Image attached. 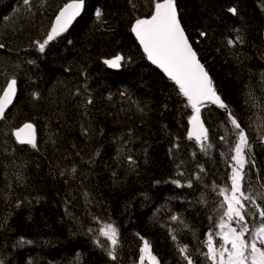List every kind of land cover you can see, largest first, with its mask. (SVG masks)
Masks as SVG:
<instances>
[{"label":"trees","instance_id":"16d2710c","mask_svg":"<svg viewBox=\"0 0 264 264\" xmlns=\"http://www.w3.org/2000/svg\"><path fill=\"white\" fill-rule=\"evenodd\" d=\"M65 2L46 0L42 7V0H31L28 11L23 0H0L5 45L0 87L6 76L18 81L14 102L0 121V262L137 264L143 237L161 264H187L171 229L196 264H206L200 241L209 231V216L218 218L219 187H230L232 153L221 140L235 139L227 111L201 108L211 144L206 153L187 138L191 108L147 61L130 31L136 18L150 15L152 0H134L135 10L128 0H85L71 28L40 53L34 41L46 37ZM176 3L217 94L251 140L255 167L250 160L245 185L259 191L264 183V144L258 139L264 133V0ZM118 54L122 66L110 70L103 61ZM250 92L257 107L250 106ZM24 120L36 127L35 149L12 137ZM129 156L135 165H129ZM173 214L187 229L170 220ZM94 217L118 228L116 261L93 243L88 229L102 226Z\"/></svg>","mask_w":264,"mask_h":264},{"label":"snow or ice","instance_id":"6c2138e0","mask_svg":"<svg viewBox=\"0 0 264 264\" xmlns=\"http://www.w3.org/2000/svg\"><path fill=\"white\" fill-rule=\"evenodd\" d=\"M128 3L133 10L136 9L134 0H128ZM23 4L28 11H31V0H23ZM45 4L46 0H42L41 6ZM84 7L85 0H67L62 7H59L54 20L50 23L46 37L42 41H34L38 51L44 53L51 41L67 32L72 22L81 15ZM228 11L232 15L237 14L235 7H230ZM96 16L100 19L102 13L97 11ZM130 31L139 42L147 59L175 84L178 95L184 97L187 106L191 108L192 114L188 118L190 127L187 131L189 140L195 139L201 151L205 153L211 147L208 129L201 120V108L208 104L225 109L227 119L232 126L235 139L229 141L226 137H221L232 153L231 163L228 165L231 169L228 176L230 187L222 186L217 191V195L223 198L214 210L218 218L209 216V231L205 234L206 238L200 241L207 251L200 252V255L206 264H264V183L260 184L259 191L255 190L251 184L245 185L246 167L250 160H252L251 167H255L254 159L251 157L252 143L238 119L231 111H228V106L213 86L212 78L198 60L197 52L193 49L178 18L176 0H152L150 15L146 18H136L130 24ZM200 36L206 37L207 33L202 31ZM238 42L243 43V38L238 37ZM233 44V40H228L229 46ZM4 47L5 45L0 43V49ZM122 60H124L122 55H116L103 62L109 68H119L122 66ZM17 88L16 77L6 76L5 85L0 87V119L5 118L6 109L17 95ZM33 97L36 98L37 94L34 93ZM248 100L251 101V107L258 106L257 99L251 92ZM87 103L91 104L92 100L88 99ZM140 110L143 111V109ZM12 134L17 143L37 148L35 129L31 123H25L22 128L16 129ZM258 139L264 143V133L259 134ZM127 161L130 166L136 163L130 156L127 157ZM75 171L76 169L73 168L72 172ZM200 171L203 172L204 169L201 167ZM178 174L184 175L183 172ZM172 182L178 187L182 186L178 180ZM187 186L192 187V182L189 181ZM87 195L85 193L86 197ZM203 202L202 200L201 203ZM94 220L96 223H102V226L88 229L89 233L93 234V243L104 249L111 260L116 261L120 243L118 228L112 222H101L95 217ZM170 220L184 225L187 229V225L179 216L173 214ZM169 234L177 243V250L182 259L187 264H196L191 257L188 245H181L173 230L170 229ZM100 237H103L107 243L105 244ZM140 239L143 243L139 249V264H161L153 253L150 242L143 237Z\"/></svg>","mask_w":264,"mask_h":264},{"label":"water","instance_id":"95a60500","mask_svg":"<svg viewBox=\"0 0 264 264\" xmlns=\"http://www.w3.org/2000/svg\"><path fill=\"white\" fill-rule=\"evenodd\" d=\"M82 12H83V10H82ZM82 12H81V14H82ZM81 16V15H80ZM79 16V17H80ZM55 17V16H54ZM79 17H77V18H79ZM76 18V19H77ZM141 18H146V17H141ZM178 18H179V13H178ZM75 19V20H76ZM53 20H54V18H53ZM75 20L72 22V24L69 26V29L71 28V26L73 25V23L75 22ZM179 20H180V18H179ZM181 22V21H180ZM182 24V23H181ZM182 27H183V25H182ZM184 28V27H183ZM68 29V30H69ZM186 32V31H185ZM134 35V34H133ZM186 35H187V33H186ZM188 36V35H187ZM135 37V36H134ZM189 38V37H188ZM136 39V38H135ZM262 39H263V46H264V31L262 32ZM137 41V40H136ZM137 43L139 44V42L137 41ZM191 43V42H190ZM140 46V45H139ZM140 48H141V46H140ZM194 49V48H193ZM141 50H142V52H143V49L141 48ZM195 50V49H194ZM263 51H264V48H263ZM144 53V52H143ZM146 56V55H145ZM115 56H113V57H111V58H109V59H112V58H114ZM147 58V57H146ZM197 58H198V60L201 62V60L199 59V56H198V54H197ZM148 60V59H147ZM149 61V60H148ZM150 62V61H149ZM151 63V62H150ZM202 63V62H201ZM152 64V63H151ZM153 65V64H152ZM154 67H156L155 65H153ZM108 67V66H107ZM109 68V67H108ZM121 67H119V68H109L110 70H114V71H117V70H119ZM157 68V67H156ZM164 76H165V74L159 69V68H157ZM206 69V68H205ZM207 71V70H206ZM166 78H167V76H165ZM15 99V98H14ZM14 99H13V102H14ZM13 102H12V104H13ZM11 104V105H12ZM11 105H9V107L11 106ZM212 105H214V104H212ZM216 106V105H215ZM9 107L6 109V111L9 109ZM218 107V106H217ZM2 119H0V121H1ZM202 120V119H201ZM203 121V120H202ZM32 124V123H31ZM33 125V124H32ZM23 127V125L21 126V127H19V128H22ZM33 127H34V129H35V135H36V142H37V133H36V127L33 125ZM190 126H189V124H188V128H189ZM18 129V128H17ZM16 130V129H15ZM14 130V131H15ZM22 135H24V133H22ZM14 136V135H13ZM14 138H15V136H14ZM195 140V139H194ZM19 144V143H18ZM21 145V144H20Z\"/></svg>","mask_w":264,"mask_h":264},{"label":"bare ground","instance_id":"6f19581e","mask_svg":"<svg viewBox=\"0 0 264 264\" xmlns=\"http://www.w3.org/2000/svg\"><path fill=\"white\" fill-rule=\"evenodd\" d=\"M52 21H53V19H52ZM261 47H262V43H261ZM263 48H264V46H263ZM25 123H32L31 121H27V120H24V121H22L17 127H15L13 130H12V133H13V131L15 130V129H17V128H19V127H21L22 125H24ZM33 124V123H32ZM11 133V134H12ZM12 137H13V139L15 140V142H16V139L14 138V136H13V134H12ZM17 143V142H16ZM18 144V143H17ZM197 183V182H196ZM17 250V249H16Z\"/></svg>","mask_w":264,"mask_h":264},{"label":"rangeland","instance_id":"374dc122","mask_svg":"<svg viewBox=\"0 0 264 264\" xmlns=\"http://www.w3.org/2000/svg\"><path fill=\"white\" fill-rule=\"evenodd\" d=\"M137 264H139V262Z\"/></svg>","mask_w":264,"mask_h":264}]
</instances>
